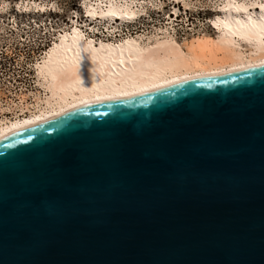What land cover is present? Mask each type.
Listing matches in <instances>:
<instances>
[{"label": "water", "instance_id": "water-1", "mask_svg": "<svg viewBox=\"0 0 264 264\" xmlns=\"http://www.w3.org/2000/svg\"><path fill=\"white\" fill-rule=\"evenodd\" d=\"M0 264H264V66L0 140Z\"/></svg>", "mask_w": 264, "mask_h": 264}, {"label": "bare ground", "instance_id": "bare-ground-1", "mask_svg": "<svg viewBox=\"0 0 264 264\" xmlns=\"http://www.w3.org/2000/svg\"><path fill=\"white\" fill-rule=\"evenodd\" d=\"M138 2L144 1L92 2L94 5L85 7V23L135 21L143 17L142 10L146 11V4ZM147 3L151 4V0ZM172 4L183 7L174 0ZM22 5L38 12L48 6L21 0L13 7ZM219 7L210 11L217 12ZM173 15H178V10ZM211 26L215 37L193 38L185 46L167 37L149 38L148 43L120 35L115 39L123 41L112 39L118 43L101 37L95 40L76 26L59 33L36 66L39 89L44 94L37 102L41 105L14 120L0 111V140L91 104L124 100L196 78L264 66V2L226 0ZM93 29L98 31L95 24L90 30ZM112 30L107 32L114 34L123 29Z\"/></svg>", "mask_w": 264, "mask_h": 264}, {"label": "rangeland", "instance_id": "rangeland-1", "mask_svg": "<svg viewBox=\"0 0 264 264\" xmlns=\"http://www.w3.org/2000/svg\"><path fill=\"white\" fill-rule=\"evenodd\" d=\"M20 1L21 0H18V2ZM26 1H34L39 4L48 6L42 12H38L34 7H26V5H22L17 9L13 7L16 2L10 4L6 0H0V53L12 52L13 54H16L18 56V59L16 61L17 68L24 69L27 67L29 70H31L33 78L29 79L28 83L29 85H31V87L34 84L39 88L40 86L36 78V66L43 59V55L41 54V52L44 50L43 52L46 53L52 46V44L57 41L58 34L70 31L71 27L76 26L78 29L82 30L83 33L88 31V28L92 22L87 24L83 21L84 15L86 18V14L84 12L85 7L94 5L91 4L92 2L95 4H101L102 2L99 0H76L73 8H66L63 7V5L58 4L56 0ZM169 1L172 2V0ZM174 1L176 3H182L181 5H183V7L174 6V12H177V10L182 11V8H184L189 10L188 13L192 14L194 12L202 19L199 20L197 24H193V22L191 24V21L189 20L187 23L191 24V26L188 27H191L193 29H200L202 31L201 33H204L203 36L215 37V31L212 30L213 28L211 29L207 25V21H205L204 19L213 20L214 17L219 14V10L226 0ZM258 1L264 2V0ZM213 7H219L218 11H210V9H215ZM98 22L95 21L94 23H97V25L101 26L99 24L100 22ZM182 22H184V20ZM110 24L111 23H109L108 25H104L105 29L108 28V30H112L113 28H115V26H113L112 24V26H110ZM98 31L102 30L99 28ZM111 33H113V30L111 31ZM193 38L197 37H192L190 38V40L183 43L177 41L176 42L182 46H185ZM107 41L118 43V41L109 39ZM121 41L123 40L119 39V42ZM14 70H16V68Z\"/></svg>", "mask_w": 264, "mask_h": 264}, {"label": "built area", "instance_id": "built-area-1", "mask_svg": "<svg viewBox=\"0 0 264 264\" xmlns=\"http://www.w3.org/2000/svg\"><path fill=\"white\" fill-rule=\"evenodd\" d=\"M144 2H138L139 5L146 4V11L142 10L143 17L131 21L128 23L112 24L116 30L122 28V31H116L114 34H110L105 29L104 25L109 23L106 21L98 22L101 26L94 23L101 30L104 31H91L93 22L89 26V30L84 32L86 36L98 39L102 36V40H119L115 37L119 35L123 38H135L140 42L148 43L154 38L162 39L169 38L177 42H186L192 37L203 36L204 33L200 29H193V24H197L199 20H202L196 13H188L189 10L182 8V11L178 10V15H173L172 8L174 5L169 0H151V4ZM106 2V0H102ZM134 8V7H133ZM87 18H84L85 21ZM184 20V22H182ZM191 24H188V21ZM207 21V25L212 29L211 19H204ZM186 22V23H185ZM83 23V25H84ZM110 24V26H112ZM206 32V31H204ZM103 33V34H102ZM201 34V35H200ZM44 51V50H43ZM41 54L44 56V52ZM18 56L12 52L0 53V111L3 110L4 115L11 120H14L20 114H26L28 111H33L34 108L40 106L41 103L38 99H43L44 94L40 92V89L36 85H29V79L33 78L32 71L27 67L24 69H18L16 61ZM16 68V70H14Z\"/></svg>", "mask_w": 264, "mask_h": 264}, {"label": "trees", "instance_id": "trees-1", "mask_svg": "<svg viewBox=\"0 0 264 264\" xmlns=\"http://www.w3.org/2000/svg\"><path fill=\"white\" fill-rule=\"evenodd\" d=\"M6 1L9 2L10 4L18 2V0H6ZM56 2L58 4H60V5H63V7L73 8L74 7V3L76 2V0H56Z\"/></svg>", "mask_w": 264, "mask_h": 264}, {"label": "snow or ice", "instance_id": "snow-or-ice-1", "mask_svg": "<svg viewBox=\"0 0 264 264\" xmlns=\"http://www.w3.org/2000/svg\"><path fill=\"white\" fill-rule=\"evenodd\" d=\"M158 156L160 155V154H157ZM180 181H182V180H180ZM183 182V181H182ZM47 212H48V214L49 215H56V209L54 208V207H49L48 209H47ZM232 239L235 241V242H239L241 239H242V236L241 235H239V234H237V235H233V237H232Z\"/></svg>", "mask_w": 264, "mask_h": 264}]
</instances>
